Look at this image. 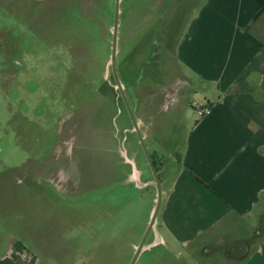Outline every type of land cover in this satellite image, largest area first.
<instances>
[{
	"label": "crops",
	"instance_id": "crops-1",
	"mask_svg": "<svg viewBox=\"0 0 264 264\" xmlns=\"http://www.w3.org/2000/svg\"><path fill=\"white\" fill-rule=\"evenodd\" d=\"M163 3L166 0H155L153 11ZM171 4H184L192 13L187 19L179 16L183 23L174 42L169 40L175 34L172 23L155 29L137 47L145 58L141 77L127 69L138 65L131 62L133 55L122 70V84L163 191L136 264H264V11L257 0ZM123 35L118 34V52ZM170 63L175 71L168 79L163 68ZM198 84L205 90L200 110L211 109L204 117L189 113L197 108L190 95L197 93ZM92 102L87 100L83 107V126L75 121L68 127L46 158L27 155L17 168L0 170V264H42L48 245L62 238L60 243L68 248L56 256L59 264H90L97 257L98 264H109V245L122 257L124 224L118 220L107 225L100 217L101 235L94 241L89 230L76 236L67 229L57 240L38 225L45 195L51 202V191L77 198L86 186L118 184L134 191L126 207L119 204L117 210L127 214L136 210L134 202L142 192L140 211L147 217L137 221L128 243L137 253L158 201L154 173L130 114L123 115L119 129L106 127L104 112L88 108ZM22 124L14 130L26 148L28 134L37 127ZM63 132L60 127L58 135ZM16 170L19 174L12 177ZM119 201H125L123 193ZM52 211L55 225L70 229L89 217L82 205L65 212L55 204ZM78 240L83 258L74 260L70 254ZM93 245H98L97 255Z\"/></svg>",
	"mask_w": 264,
	"mask_h": 264
},
{
	"label": "rangeland",
	"instance_id": "rangeland-1",
	"mask_svg": "<svg viewBox=\"0 0 264 264\" xmlns=\"http://www.w3.org/2000/svg\"><path fill=\"white\" fill-rule=\"evenodd\" d=\"M166 2L156 5L153 11L155 0H122L119 33L124 32V35L121 52L117 53L121 81L124 63L131 55V62L138 65L136 68L128 66L127 69L134 76L141 77L140 67L145 64V58L137 47L147 41L155 29L172 23L175 34L170 35L169 40L173 43L183 23L179 16L183 19L191 16L190 7L171 4V0ZM114 7L115 0H0V170L14 165L13 168H17L27 155L39 157V161L46 158L55 150L56 142L65 138L69 125L82 120L78 127L83 126V107L89 99L94 101L88 106L91 111L104 112L102 118L106 127H116V130L121 127L122 117L129 111L117 89L111 65ZM133 30L137 31L132 34ZM119 47L118 39V50ZM163 70L168 79L175 71L171 63L167 67L165 65ZM197 87V93L190 95L197 108L189 112H196V115L200 111V104L205 102V90L199 84ZM22 122L25 124L22 127H37L28 134L26 148L21 147L20 133L14 130V127H21ZM61 125L65 134L60 137L58 131ZM28 167L34 171L31 164ZM17 174L19 170L13 172L12 177ZM44 186L50 188L46 182ZM81 188L82 195L77 198H67L51 191L55 198V202H51L50 196H44L45 200L39 204L42 216L38 223L44 225V234L50 235L51 232L58 240L66 229L68 235L75 233L76 236L89 230L88 237L91 236L94 241L101 235L100 217L101 222L107 225L115 224L118 220L124 224L126 245L122 257L114 245H109L107 255L111 259L108 261L109 264H132L136 254L128 248L132 239L130 231L135 230L137 221L147 217V212L143 214L140 211L144 198L142 192L135 199L136 210L127 214L126 211L122 213L120 210L118 213L117 210L122 205L126 207L134 191L127 192L118 184L98 189ZM122 193L123 204L122 201L117 202ZM55 204L65 212L75 205L84 206L88 211V221L82 219L79 223H72L69 225L71 229L56 226L54 222H57V218H53L52 214ZM79 241L72 245L74 251L70 256L74 260L83 258V245ZM60 242L48 245L49 254L48 257H41L42 264H59L56 256H63L61 249L68 248V244ZM97 247L93 245V255L98 254L95 250ZM97 259L87 261L98 264L100 261Z\"/></svg>",
	"mask_w": 264,
	"mask_h": 264
},
{
	"label": "water",
	"instance_id": "water-1",
	"mask_svg": "<svg viewBox=\"0 0 264 264\" xmlns=\"http://www.w3.org/2000/svg\"><path fill=\"white\" fill-rule=\"evenodd\" d=\"M121 2H122V0H116V6H115L113 42H112L113 44H112V56H111L112 71H113L114 77L116 79L117 89L120 91V93L122 94V97L124 98V100L126 102L129 114H130V116L132 118V121L134 123V126L136 128V132L138 133V135H139V137L141 139L143 149L145 151V154H146V156H147V158L149 160V163L151 165V168L153 170L156 186L158 188V201H157V205H156V209H155L154 215L152 217V221L150 222V225H149V227L147 229V233H146L143 241L141 242V244L139 246V249H138V251H137V253L135 255V258L133 260V263H132V264H136L137 259L139 257V254H140L141 250L143 249V247L145 245V241L147 239V236H148L149 232L151 231V229L153 228V226L155 224V221L157 219L159 210L161 208V202H162V198H163V191H162L161 180H160L158 171L155 168V165L153 163V160H152V157H151V155L149 153L147 145H146L145 141L143 140V135L141 133V130L139 129L137 120H136L135 115H134V109H133V107H132V105L130 103V100H129L128 95H127V93L125 91V88H124V86L122 84V81L120 79L119 72H118L117 53H118V34H119V27H120Z\"/></svg>",
	"mask_w": 264,
	"mask_h": 264
},
{
	"label": "built area",
	"instance_id": "built-area-1",
	"mask_svg": "<svg viewBox=\"0 0 264 264\" xmlns=\"http://www.w3.org/2000/svg\"><path fill=\"white\" fill-rule=\"evenodd\" d=\"M211 113V109L210 108H203L199 111V115L204 117L206 115H209Z\"/></svg>",
	"mask_w": 264,
	"mask_h": 264
},
{
	"label": "flooded vegetation",
	"instance_id": "flooded-vegetation-1",
	"mask_svg": "<svg viewBox=\"0 0 264 264\" xmlns=\"http://www.w3.org/2000/svg\"><path fill=\"white\" fill-rule=\"evenodd\" d=\"M122 4V3H121ZM115 6H116V0H115ZM114 9H115V7H114ZM114 18H115V15H114ZM120 28V27H119ZM113 44V43H112ZM72 51V50H71ZM74 56V55H73ZM16 64H19V65H21V63H18V62H16ZM5 67H8V65L7 66H5ZM76 114L77 113H75V116H76ZM69 116H71V114L69 115ZM72 118V117H71ZM70 118V119H71ZM78 120V119H77ZM78 124H80V123H82V120H80L79 122H77ZM73 124H74V122H73ZM73 126V125H72ZM71 125H69L68 127H72ZM61 127H62V125H61Z\"/></svg>",
	"mask_w": 264,
	"mask_h": 264
},
{
	"label": "trees",
	"instance_id": "trees-1",
	"mask_svg": "<svg viewBox=\"0 0 264 264\" xmlns=\"http://www.w3.org/2000/svg\"><path fill=\"white\" fill-rule=\"evenodd\" d=\"M257 1L261 4L262 10L264 11V0H257ZM113 14L115 15V10H114ZM110 18L112 19V17H110Z\"/></svg>",
	"mask_w": 264,
	"mask_h": 264
}]
</instances>
